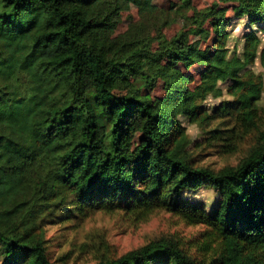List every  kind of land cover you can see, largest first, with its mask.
I'll return each instance as SVG.
<instances>
[{
    "label": "trees",
    "instance_id": "obj_1",
    "mask_svg": "<svg viewBox=\"0 0 264 264\" xmlns=\"http://www.w3.org/2000/svg\"><path fill=\"white\" fill-rule=\"evenodd\" d=\"M240 18L264 23V0H0L3 264H56L48 225L159 211L204 226L203 240L163 237L94 264H264L262 84L240 75L261 40L228 57ZM228 80L235 100L209 115ZM181 118L224 154L256 142L235 166L199 167ZM205 187L220 194L212 211L182 199Z\"/></svg>",
    "mask_w": 264,
    "mask_h": 264
},
{
    "label": "rangeland",
    "instance_id": "obj_2",
    "mask_svg": "<svg viewBox=\"0 0 264 264\" xmlns=\"http://www.w3.org/2000/svg\"><path fill=\"white\" fill-rule=\"evenodd\" d=\"M228 31L229 58L238 56L245 59L246 38L249 34L255 33L261 40L258 56L240 75L262 84L257 106L264 112V23L253 24L247 18L235 19ZM233 83L232 80L221 82L219 88L223 94L209 96L204 103L209 115H214L226 102L235 100L229 92ZM181 121L187 130L191 156L199 167L219 171L226 166H235L256 142L255 133H251L241 140L234 153L224 154L213 146L212 141L207 142L208 130L200 122H191L186 118H181ZM218 123L214 121L209 125V131L217 128ZM182 199L192 204H204L210 212L220 200V194L212 187H205L185 192ZM204 230V226H189L178 216L163 211L156 212L148 221L141 223L134 222L122 213L109 215L97 212L84 220L72 219L48 225L47 237L49 252L56 264H94L103 252L119 257L163 237L174 238L187 245L190 240H203L201 234ZM3 251L4 247L0 244V264L4 260Z\"/></svg>",
    "mask_w": 264,
    "mask_h": 264
}]
</instances>
